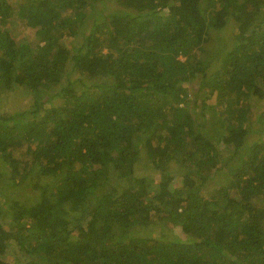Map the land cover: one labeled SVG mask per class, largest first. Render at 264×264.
Listing matches in <instances>:
<instances>
[{
  "label": "trees",
  "instance_id": "obj_1",
  "mask_svg": "<svg viewBox=\"0 0 264 264\" xmlns=\"http://www.w3.org/2000/svg\"><path fill=\"white\" fill-rule=\"evenodd\" d=\"M18 87L0 264H264V0H0V94Z\"/></svg>",
  "mask_w": 264,
  "mask_h": 264
},
{
  "label": "rangeland",
  "instance_id": "obj_2",
  "mask_svg": "<svg viewBox=\"0 0 264 264\" xmlns=\"http://www.w3.org/2000/svg\"><path fill=\"white\" fill-rule=\"evenodd\" d=\"M109 1V0H107ZM110 3V2H109ZM111 5V3H110ZM112 5L109 6L106 11L111 10ZM101 11V10H99ZM104 12V11H103ZM101 12H95L94 15H98ZM72 45V44H70ZM207 102L209 104L213 103L212 100L207 99ZM33 103V93L28 92L23 88H15L13 90H5L2 94H0V108L2 111L4 110H10V111H19L26 109L31 106ZM212 112V111H210ZM250 119L248 122V126L251 127V135H250V141H257V140H264V131L260 130L264 128V121H263V116H264V100L260 102H253L252 105V110L250 113ZM16 156H19V152H15ZM141 161L142 165L139 166L135 172L136 176H143L147 175L150 177V179H154L156 172L154 171L153 167L151 166V163L147 162L146 159H142ZM177 170V168H174ZM224 173V172H223ZM179 178V177H178ZM149 179V180H150ZM3 182L1 183L2 185H7L10 187V191L8 192H3V194H6V196L17 199V200H27L29 199L28 192H31V190L27 188H18L15 187L14 185H11L9 183V179L2 178ZM2 196V191H0V197ZM160 223V222H159ZM151 229H154L155 233H158V231H161L162 228H164V225H151ZM174 234L179 235L183 238H185V235L181 232V229L178 227H174L173 230ZM170 238V237H168ZM167 239V238H166ZM10 250L13 252V246H10ZM13 258V256H11Z\"/></svg>",
  "mask_w": 264,
  "mask_h": 264
}]
</instances>
